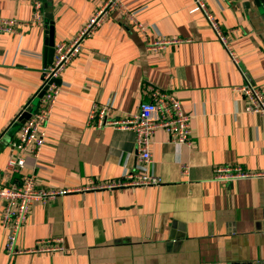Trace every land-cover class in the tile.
Returning a JSON list of instances; mask_svg holds the SVG:
<instances>
[{"label": "crops", "instance_id": "1", "mask_svg": "<svg viewBox=\"0 0 264 264\" xmlns=\"http://www.w3.org/2000/svg\"><path fill=\"white\" fill-rule=\"evenodd\" d=\"M106 1L51 0L44 11L54 15L55 44L76 38ZM258 1L208 2L236 65L202 13L191 12L193 0H122L124 12L110 13L62 75L47 144L37 158L19 153L25 167L8 176L17 119L39 104L49 23L45 16L43 24L32 22L31 0H0V18L20 23L16 33H0V183L34 176L41 187H93L33 203L18 247L60 239L63 250L19 255L13 264H264V177L214 180L219 167L264 171V117L247 113L236 91L246 82L264 91V0ZM137 23L151 41L183 42L149 52ZM148 85L181 101L192 118L191 146L158 130L148 167L158 186L98 189L141 164L133 131L88 126L92 106L109 105L112 121L132 116L150 99ZM2 211L0 200V264L7 261Z\"/></svg>", "mask_w": 264, "mask_h": 264}, {"label": "built area", "instance_id": "2", "mask_svg": "<svg viewBox=\"0 0 264 264\" xmlns=\"http://www.w3.org/2000/svg\"><path fill=\"white\" fill-rule=\"evenodd\" d=\"M121 1L107 0L76 38L72 41H61L55 44L53 62L46 68L38 91V96L41 92H44V94L39 99L37 108L31 109V117L20 127L18 139L13 147L14 154L7 164L6 175L11 176L14 172L19 173L25 167V159L19 153L37 158L47 144V128L61 92L59 81L62 75L81 54L84 40L95 33L112 11L116 9L123 11ZM207 1L193 0L191 12L203 13L216 38L226 49L232 61L238 65L237 56L230 46L229 35L209 10ZM31 4L33 7L32 22L37 25L43 24L45 16L43 0H31ZM127 15L131 16L130 14ZM19 26L20 23L16 20L0 18V33H16ZM137 27L146 38L147 51L152 53L183 42L180 39L167 38L151 41L147 36V28L140 23H137ZM236 91L243 94L247 113L264 117V91L262 89L247 82L238 87ZM146 93L150 99L140 104L136 114L116 121L108 118V114L111 112L109 105L99 106L94 104L92 106L88 116V126L102 128L108 125L118 130L133 131L136 135L137 156L141 164L137 169L126 173L122 180L102 183L96 188L111 191L158 186L161 182L160 179L148 173V167L152 163L151 138L158 130H163L169 136L170 141L176 145L191 146L192 118L184 111L181 101L172 93L163 91L153 85L146 87ZM29 107H26L24 112L28 111ZM262 177H264V171L250 172L240 166H225L214 170V180L217 182H232L240 179ZM92 188L41 187L37 184L34 176H23L20 182L0 183V200L3 206L1 227L6 231L4 247L7 262L5 264H11L16 256L23 254L50 253L63 250V246L58 245L60 239L37 241L31 249L18 247V236L28 221L31 207L35 202L47 205L65 195Z\"/></svg>", "mask_w": 264, "mask_h": 264}, {"label": "water", "instance_id": "3", "mask_svg": "<svg viewBox=\"0 0 264 264\" xmlns=\"http://www.w3.org/2000/svg\"><path fill=\"white\" fill-rule=\"evenodd\" d=\"M44 1H45L44 8L48 9V3H50L51 0H44ZM257 3L260 5V2L258 0H257ZM45 19H46V21H48L49 26H48V30H47V37H46V41H45L44 53H45L46 64L49 66L53 62L54 46H55V28H54V15H53V13L49 12V11L45 12ZM263 19H264V13H263ZM43 94H44V92H41L38 96V99H41ZM31 109L32 108L29 107L28 111H25L20 115L19 121L21 122V124H24L25 121L31 117V112H32ZM3 146H4V144L0 142V153L3 152Z\"/></svg>", "mask_w": 264, "mask_h": 264}, {"label": "rangeland", "instance_id": "4", "mask_svg": "<svg viewBox=\"0 0 264 264\" xmlns=\"http://www.w3.org/2000/svg\"><path fill=\"white\" fill-rule=\"evenodd\" d=\"M209 1H210V0L207 1V6H208V2H209ZM208 8H209V7H208ZM262 12H263V9H262ZM200 13H202V12H200ZM202 15H203V13H202ZM203 16H204V15H203ZM218 41H219V40H218ZM221 45H222V44H221ZM224 49H225V48H224ZM225 50H226V49H225ZM226 52H227V51H226ZM246 83H247V82H246ZM246 83H244V84H246ZM250 83H251L253 86H257V85L254 84L253 82H250ZM244 84H243V85H244ZM5 173H6V171H5ZM5 173H4V175H5ZM4 252H5V250H4ZM14 259H15V258H14ZM14 259L11 261V264H13ZM6 262H7V261H6ZM6 262H5V263H6ZM5 263H4V264H5Z\"/></svg>", "mask_w": 264, "mask_h": 264}]
</instances>
